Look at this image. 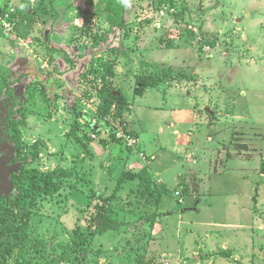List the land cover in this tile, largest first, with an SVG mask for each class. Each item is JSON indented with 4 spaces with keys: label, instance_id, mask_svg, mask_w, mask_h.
<instances>
[{
    "label": "rangeland",
    "instance_id": "rangeland-1",
    "mask_svg": "<svg viewBox=\"0 0 264 264\" xmlns=\"http://www.w3.org/2000/svg\"><path fill=\"white\" fill-rule=\"evenodd\" d=\"M115 1L131 34L114 27L96 41L114 0L99 5L103 17L89 0H56L47 22L35 0H0L13 14L7 27L16 26L0 24V233L16 200L32 231L4 262L0 238V264H264V0ZM160 70L174 74L139 94V74ZM8 91L21 99L13 116L26 118L21 154L6 127ZM176 129H192L190 143ZM132 134L142 143L127 148ZM134 155L142 164L130 167ZM59 169L69 176L55 178L53 195L20 185L21 171ZM123 171L141 181L112 198ZM104 213L124 222L120 231L95 237L84 262L60 259L62 245L91 233Z\"/></svg>",
    "mask_w": 264,
    "mask_h": 264
},
{
    "label": "trees",
    "instance_id": "trees-1",
    "mask_svg": "<svg viewBox=\"0 0 264 264\" xmlns=\"http://www.w3.org/2000/svg\"><path fill=\"white\" fill-rule=\"evenodd\" d=\"M55 1L56 0H35V9L36 6L37 8L40 6L41 7V17L38 16V18H41L42 20L44 19L46 22L48 20L47 17L50 16L51 11H49L48 7L54 9L55 7ZM103 2H106V0H89L90 4L88 5V7H92L91 5L95 4L97 7H92L91 12L95 15H98L100 17H103L102 15L104 14V12L102 11L103 9L100 10L99 5ZM119 2H116L114 0V2H110L107 3V7L105 10V21L108 22V24L111 26V28H118L119 30H122L125 32V35L130 36L131 34V28L129 27V24H127L126 20H125V9H124V2H122V4ZM46 6V7H45ZM2 11V13L6 12L9 13V17L12 14V11L10 13V10H0ZM1 13V12H0ZM38 12H33V15H36ZM29 19L31 18V14L29 13ZM28 18V16L26 17ZM37 20V18L34 20V22ZM33 22V23H34ZM4 28V27H2ZM6 29V28H4ZM125 29V30H124ZM7 30V29H6ZM10 32H15L16 31V26L15 28H13L12 30H8ZM90 33V30L88 28L84 29V35H88ZM93 35V39L98 41L100 39V34H98L97 32ZM49 38V37H48ZM47 38V42H49ZM79 49V48H77ZM84 55V54H83ZM85 56V55H84ZM93 60L89 63H92ZM71 63V68H76V61L74 59L70 60ZM103 71V68H102ZM104 71L106 72V74L103 75V80H106L108 82H111L113 80V77L115 76V72H114V63H112L111 65L108 64V67L105 66L104 67ZM156 74L157 77H153L152 74ZM172 73L171 71H168V74L163 71L160 70L158 73L155 72H148V73H142L139 74L138 76V82H139V86H138V90L137 92H139V94H143V92L145 91V89L148 86H157L161 81L163 82L165 80V78H168V76H170ZM177 74V73H176ZM168 75V76H167ZM106 83V82H105ZM33 93L36 92V89H32ZM5 94H9V98H10V106L9 107V119L6 122V127L7 130L9 132L10 137L13 139L15 145L17 148H19V154H21L20 150H22L21 146H20V140H21V134H20V129L18 125H22L25 126V122H26V118H22L19 120V118H15L13 115L15 113V105L20 103L21 99L19 98V96H15L13 92L8 91L7 93L1 94V96H4ZM45 95V91L42 89L41 91V96ZM101 95L103 96H111L112 92L110 91H104L101 92ZM124 96V94H122ZM7 96V97H8ZM119 95V99L118 101H120V98L123 97ZM121 103H126L124 101H120ZM111 107H107V109L110 110ZM113 109V108H112ZM17 112V110H16ZM102 114H107V110H102L101 111ZM90 140V139H89ZM39 157V152L37 150H35L34 154H32V159H36ZM130 174V175H129ZM147 174V175H146ZM142 175L144 176L142 179V183H144L145 186H147L148 184V178H149V173L145 172L142 173ZM69 176V172L63 169H59L56 170L52 173L49 174H45V175H41L38 176L36 173H32L30 170H24L21 171L20 174V185L21 186H25L26 184L30 187V189L32 191L41 193L43 195H53L56 192H58V190L60 189V182L55 181V178H63V177H67ZM135 178H137L138 184L141 181L140 178H138V176H136L135 173H132L130 171H123L122 174L120 175V177L118 178L117 181V185L115 187L114 193L112 194V198H115L116 194L121 190L122 186L124 183H126L129 180H134ZM139 187V191H140V197L142 198H146L145 193L143 192L144 187ZM22 188V187H20ZM168 189L165 190H160L157 191L156 193H152L156 198H159L162 195V192L165 191V193L167 192ZM146 191V190H145ZM164 193V194H165ZM175 193V192H174ZM192 191H186L183 195L182 192L179 194V203L183 204L184 202V197L188 198L190 194H192ZM182 195V196H181ZM181 197V198H180ZM186 204V201L184 202ZM15 204L18 205V209L15 210L14 208H10V210H8V217H10L11 219H9V222H5L4 227L7 229L6 232H1L0 233V238H4L7 242L6 248L5 250L3 248H1L2 252H3V256H4V261H6L7 259V255L8 257H10L12 255V245H17L20 246L22 244H24L25 240H28V238L31 235V232L29 229H27V225H26V221L27 219L30 217V212L24 207L22 206V204L20 203V201L16 200ZM101 217L98 220L97 225L95 226V229L86 235H77L76 237H81L78 240H75V242H73L72 244H68V245H62V255L59 256L60 259H64V258H69V257H75L76 259H78V261L84 262L85 261V255L89 252L90 250V243L92 241L95 240V237L97 236H103L105 234H108L109 232L112 231H120L121 227L124 226V222L117 220L113 217H111V215L109 213H104L103 215H100ZM97 218V217H96ZM157 218V216L155 215L154 217H152V221ZM98 219V218H97ZM150 219V220H151ZM151 221V222H152ZM8 226H7V224ZM10 224V225H9ZM14 233V234H13ZM13 234V235H12ZM14 236V240L15 243L14 244H10V238ZM84 253V256H81L79 253ZM7 253V255H6Z\"/></svg>",
    "mask_w": 264,
    "mask_h": 264
},
{
    "label": "crops",
    "instance_id": "crops-1",
    "mask_svg": "<svg viewBox=\"0 0 264 264\" xmlns=\"http://www.w3.org/2000/svg\"><path fill=\"white\" fill-rule=\"evenodd\" d=\"M125 30V29H124ZM121 32L123 33V35H125V32L124 31H122L121 30ZM120 43V42H119ZM115 43H112V44H110V46H112L113 47V45H114ZM120 45H121V43H120ZM112 47H110L111 49L110 50H112ZM124 48H125V46H124ZM124 48H118V50H114L113 52L114 53H116L117 51L119 52V54H121V55H126L124 52L126 51ZM105 53V52H104ZM117 55V54H116ZM94 56V55H93ZM92 56V57H93ZM208 59H209V56L207 57ZM117 66V65H116ZM92 73V71L90 72V74ZM153 87H155V86H148L147 88H146V90L144 91V93H146V91H147V89L148 88H153ZM143 93V94H144ZM142 94V95H143ZM180 110H183L184 112H186L188 115H190V114H192L190 111L191 110H187V109H185L184 110V107L183 108H180ZM190 114H189V113ZM193 112V111H192ZM193 114H194V112H193ZM210 114H212V113H210ZM184 116H186V115H184ZM172 121H174V122H179V123H184V122H180V121H177V120H175V118L173 119L172 118ZM172 125L171 126H173V123H171ZM192 129H189V131H187V133H189L190 134V131H191ZM176 133L178 134V137L180 138V140H182L183 139V141L181 142V144H186V143H190V141H189V137H188V135H186L187 133L185 132V131H180L179 129H176ZM138 137V136H137ZM142 143V141H141V138H140V144ZM145 152V151H144ZM147 152V151H146ZM145 152V153H146ZM186 154L188 155L189 154V150L187 149L186 150ZM147 154H148V152H147ZM130 160V159H129ZM129 160H127V161H129ZM158 160V159H157ZM156 160V161H157ZM155 161V162H156ZM228 161L229 160H227L226 161V163H225V166H227L228 165ZM234 162V161H233ZM130 163H131V166L130 167H133L134 165L135 166H138V165H141L142 163H141V161L139 160V158H138V156L137 155H134L133 157H132V159H131V161H130ZM144 163V162H143ZM233 164V163H232ZM156 166H157V163H156ZM164 166H165V164H164ZM160 170H158L157 169V171L156 172H159ZM166 171V170H165ZM165 171L163 172L164 174H166L165 173Z\"/></svg>",
    "mask_w": 264,
    "mask_h": 264
},
{
    "label": "clouds",
    "instance_id": "clouds-1",
    "mask_svg": "<svg viewBox=\"0 0 264 264\" xmlns=\"http://www.w3.org/2000/svg\"><path fill=\"white\" fill-rule=\"evenodd\" d=\"M105 18H106V17H105ZM106 23H108V22L106 21ZM99 24H100V25H99L100 28L105 29V31H103L104 33H108V31L111 30V26H110V25H109L110 27L108 28V26H106V25H105L104 27H102V26H101V23H99ZM115 66H116V65H114V67H115ZM95 73H98V71H97V72H94L93 75H94ZM116 108H117V107L114 106V107H113V110H116ZM95 126H97V124L94 125L93 128H94ZM103 135H104V134H102V136H103ZM129 137H132L133 139L137 140V143H135V144L138 145V141H139V140L137 139L138 137H137L136 135H133V134H132V135H129ZM139 142H140V141H139ZM128 144H130V143H129V139L127 138L126 140H124V145H127V148H129V147L135 145V144H130V145H128ZM138 146H139V145H138Z\"/></svg>",
    "mask_w": 264,
    "mask_h": 264
},
{
    "label": "built area",
    "instance_id": "built-area-1",
    "mask_svg": "<svg viewBox=\"0 0 264 264\" xmlns=\"http://www.w3.org/2000/svg\"><path fill=\"white\" fill-rule=\"evenodd\" d=\"M8 17H9V13H6V12L0 13V24L2 22H4V26L6 27V29L7 30H10V29L12 30L13 29V26L12 25H11V27H7L6 20H7ZM128 139H129V143L130 144L136 143V140L133 139L132 137H128Z\"/></svg>",
    "mask_w": 264,
    "mask_h": 264
},
{
    "label": "flooded vegetation",
    "instance_id": "flooded-vegetation-1",
    "mask_svg": "<svg viewBox=\"0 0 264 264\" xmlns=\"http://www.w3.org/2000/svg\"><path fill=\"white\" fill-rule=\"evenodd\" d=\"M90 30H91V29H90ZM103 31H105V29L100 28V26H98V29H97L96 32H97L98 34H100V37H101L102 34H104ZM96 32H95V33H96ZM95 33H94V34H95ZM208 56H209V55H208ZM208 56H206V57H208ZM204 58H205V57H204ZM8 119H9V118H7V121H8Z\"/></svg>",
    "mask_w": 264,
    "mask_h": 264
},
{
    "label": "water",
    "instance_id": "water-1",
    "mask_svg": "<svg viewBox=\"0 0 264 264\" xmlns=\"http://www.w3.org/2000/svg\"><path fill=\"white\" fill-rule=\"evenodd\" d=\"M209 111V110H208ZM210 113H212L211 111H209Z\"/></svg>",
    "mask_w": 264,
    "mask_h": 264
}]
</instances>
